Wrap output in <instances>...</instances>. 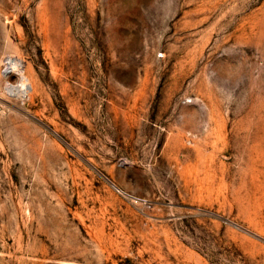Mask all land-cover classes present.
Instances as JSON below:
<instances>
[{"label":"rangeland","instance_id":"obj_1","mask_svg":"<svg viewBox=\"0 0 264 264\" xmlns=\"http://www.w3.org/2000/svg\"><path fill=\"white\" fill-rule=\"evenodd\" d=\"M0 264H264V0H0Z\"/></svg>","mask_w":264,"mask_h":264},{"label":"bare ground","instance_id":"obj_2","mask_svg":"<svg viewBox=\"0 0 264 264\" xmlns=\"http://www.w3.org/2000/svg\"><path fill=\"white\" fill-rule=\"evenodd\" d=\"M25 84V83H24Z\"/></svg>","mask_w":264,"mask_h":264}]
</instances>
